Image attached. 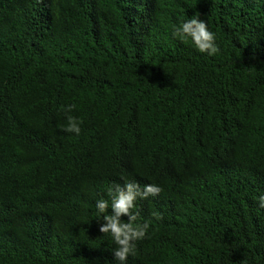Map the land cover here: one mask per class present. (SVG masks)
Instances as JSON below:
<instances>
[{"label": "trees", "instance_id": "1", "mask_svg": "<svg viewBox=\"0 0 264 264\" xmlns=\"http://www.w3.org/2000/svg\"><path fill=\"white\" fill-rule=\"evenodd\" d=\"M127 181L162 189L127 264H264V0H0V264H117Z\"/></svg>", "mask_w": 264, "mask_h": 264}, {"label": "clouds", "instance_id": "2", "mask_svg": "<svg viewBox=\"0 0 264 264\" xmlns=\"http://www.w3.org/2000/svg\"><path fill=\"white\" fill-rule=\"evenodd\" d=\"M172 35L182 42L190 38L200 53L213 56L219 52L215 34L208 29L207 23L201 20L199 15H194L178 27H174ZM75 107L74 104L67 108L62 107L61 110L66 113L67 120L63 130L79 135L81 121L67 115ZM161 191L162 189L155 184H146L141 187L137 182L127 181L124 185L113 184L108 189L110 200L100 198L96 201L97 214L102 219L99 231L103 235H110L116 245L112 254L117 264H127L129 256H134L136 253V242L146 237L150 227V221L138 222L139 214L133 212L136 201L147 199L150 196L155 197ZM258 200L259 207L264 208V195ZM153 216L159 218L157 213H153ZM122 217H127V222L123 221Z\"/></svg>", "mask_w": 264, "mask_h": 264}]
</instances>
